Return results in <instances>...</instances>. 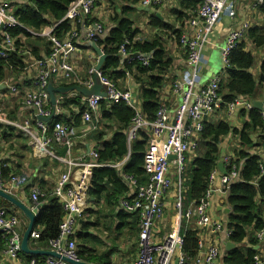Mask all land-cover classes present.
Returning a JSON list of instances; mask_svg holds the SVG:
<instances>
[{"label": "built area", "instance_id": "built-area-1", "mask_svg": "<svg viewBox=\"0 0 264 264\" xmlns=\"http://www.w3.org/2000/svg\"><path fill=\"white\" fill-rule=\"evenodd\" d=\"M98 0H73L68 7L65 17L55 24V28L63 21H85L92 13ZM165 0H142V5L147 7L157 6ZM262 3L263 0H258ZM198 11L189 19V24L193 29L192 33H183L180 37V44L188 54L191 72L184 79L185 85L175 82L174 91L180 95V103L174 113L165 102H160L156 117L153 121L146 118L143 112L134 104L132 91L120 89L102 71L92 66L88 71V77L81 82L87 89H92L95 85V75L104 86L106 96L94 94L83 96V103L86 105L83 112L85 121L90 122L92 113L101 105V101L109 103L126 102L135 112L131 126L128 130V145L136 140L142 131L150 129L147 151L145 154V170L149 174V180L141 184L133 175L124 172L121 176L134 188V196L123 197L120 207L128 212H139V253L130 264H174L178 259L179 264H186V255L183 252L184 239L177 232L164 237L161 243L153 242V226L157 217L163 213L162 199L170 193L172 188L177 190L176 207L180 211L183 204L182 178L187 167L188 153L197 147L198 140L204 130L205 117L212 112L219 110L224 105V100L220 94V84L223 80L221 75H216L210 81L195 91V85L199 80L202 69L204 55L203 50L209 42V35L213 28L222 20L226 14L233 11L232 0H201ZM54 27L35 31L25 26L14 14L8 0H0V57L8 58L14 53L22 54L16 39L8 32L10 28H22L35 37H46L51 43V51L47 56L41 58L32 57V67L35 75L30 78L33 88L28 89L23 104L34 110L33 120L24 119L13 121L2 115L3 107L0 97V123L13 126L32 138V144L39 154H45L53 143L67 146L68 156L71 148L75 145V127L73 125L55 122L50 132L49 122L40 120L38 117H50L53 107L49 105L50 94L48 87L54 75L62 74L66 78L75 75V68L70 61L72 54L76 50V42L81 39L79 32L72 29L64 37L55 34ZM105 29L102 24H96L82 37L85 42H99ZM244 28L230 30L226 44L223 48L224 69L230 66L229 56L231 51L241 42L245 32ZM104 37V36H103ZM130 39L126 38L119 48V53L128 64L141 62L148 66L152 55L144 52H134L129 48ZM12 91H16V85L11 86ZM228 109L233 112L237 107L246 110L254 109L253 102L245 97L235 98L227 104ZM261 117L264 121V109ZM54 151V150H53ZM52 153V152H51ZM66 153V154H67ZM56 154V153H55ZM93 160H87L84 156L77 159H70L68 156L62 159L66 164L64 172L55 185L53 194L63 205L65 215L59 226V236L51 240L48 250H55L62 255L78 260L76 226L82 218L87 207L88 192L92 185V170L101 167L104 163L98 162V150L93 149L89 153ZM57 155V154H56ZM175 155L174 159H170ZM130 155L123 160L124 164ZM225 167H229L230 172L226 174L216 169L212 171L209 178L208 189L199 203L189 210L188 216H197L199 230L210 229L212 232L225 230L224 224L214 219L210 214L213 193L217 184L221 190H228L230 183L239 177L237 165L233 163L231 156L224 157ZM119 163V162H118ZM114 166H119L117 163ZM112 166V167H114ZM116 168V167H115ZM118 169V168H117ZM172 169L174 172H172ZM264 172V165H261ZM177 175L179 184L174 182V175ZM29 181L27 175H13L9 180V190L7 189L5 178L0 171V189L13 193L23 189ZM42 193L37 187L31 190V200L33 209H36ZM21 221L16 216H7L0 208V234L5 239L4 254L16 258L22 252L23 230ZM226 237L231 235V231H226ZM35 239L39 238V232L32 234ZM31 236V237H32ZM67 237L65 247H61V241ZM258 241H264V229L258 230L256 234ZM198 255L195 264H217L221 256L219 244H210L205 247L203 237H199ZM29 264H68L62 258L46 256L43 262L33 258ZM254 264H264V254L254 255Z\"/></svg>", "mask_w": 264, "mask_h": 264}, {"label": "trees", "instance_id": "trees-1", "mask_svg": "<svg viewBox=\"0 0 264 264\" xmlns=\"http://www.w3.org/2000/svg\"><path fill=\"white\" fill-rule=\"evenodd\" d=\"M72 1L73 0H16L14 14L28 28L35 31H42L45 27L62 20ZM126 1L137 4L142 0ZM178 1L182 10L178 11L177 18L182 22L198 11L201 2V0ZM151 24L154 28L159 30L161 28H171L177 41L180 42L182 30L173 29L170 27V24L161 21L156 15L153 16ZM72 29L73 26L70 21H63L54 29V32L57 36L64 37ZM8 32L16 39L19 48H22V46L27 43H41L46 46V52H49L50 41H48L46 37H35L22 28H10ZM134 35H136V31L132 29V22L127 18H121L117 26L113 27L108 35H104V39H99L97 45L102 47L107 55L103 73L115 82L118 78L124 76L123 73L126 69L133 71V68L136 67L137 74L139 75L138 81H141V83L144 81L146 82L141 92L143 99L142 111L148 120L153 121L156 117V112L161 100L160 91L165 84L167 76V73L164 72L170 67L171 61L164 59L166 52L165 48L160 43V39L154 38L150 42H132L130 45L133 51H140L152 55V59L148 66L139 62L133 64L123 62L119 53V48L126 38L133 40ZM249 35L257 46L264 45V32L251 30ZM35 54L37 55L35 58L42 57L39 56L38 49H36ZM229 62L230 66L227 68L228 77H225L220 84L219 92L225 102L222 108H226L229 102H232L235 98L240 96H254L259 85V82L250 72L255 62L254 55L252 52L246 50L244 42H240L231 51ZM25 67L26 62L20 53H14L8 58L0 57V84L5 83L11 76H14V81H16V75ZM260 80L264 82V63L261 66ZM15 83H17L19 87H24L28 84L33 85L30 81H16ZM73 103L80 105L81 112L77 113L73 111L74 118L73 121L70 122L68 120L64 121L62 115L56 116L48 123L50 132L52 131L53 124L57 121L73 126H80L83 124L82 114L85 111V104H83L81 99L65 97L61 100L60 106L66 108ZM101 110L103 112V118L107 119V123H105L106 126L104 130L93 131L95 139L103 140V146L98 151V162H121L129 155L128 130L135 112L126 102L114 103L109 107L108 101L106 100L101 101ZM241 112L246 114L245 110ZM248 116L252 121V131L263 129L264 121L259 110H250ZM106 128L112 129V137L110 139L104 138L107 132ZM0 131L2 132V136L8 139V141L11 139L9 136H14L16 138L20 137L28 141L27 136L24 135L25 133L13 126L0 123ZM231 131L232 127L227 120H222L217 123L205 122L197 155L188 163L182 178L183 216H185L192 205H197L201 198L204 197L208 189L211 173L218 169V162L221 158L220 145ZM149 133L150 129L147 128L145 131H142L141 136L132 143L131 154L124 166V172L133 174L141 184L149 180V174L145 170V154L147 151ZM251 133V131H242L241 142L243 145L248 147L254 145ZM52 148L57 155H66L67 146L53 143ZM234 157L239 177L230 183L227 190V199L230 204L228 225L229 228L233 230L230 239L238 244L239 247L225 253L222 260L223 264H254V255L257 252L255 246L258 243L253 236V232L255 230L264 229V172L261 170V165H264V157L261 154H251L245 150H239L235 153ZM44 162L46 164L47 161L45 160ZM227 169L228 172H230L229 167ZM0 171L5 180H10L15 174L25 175L14 170L7 160H0ZM33 186H35L34 181L29 179L25 186L26 189L28 190ZM37 188L42 193L39 199L42 206L37 213L34 231H38L40 236L38 239L32 236L30 245L33 247L41 246L46 248L50 246L51 240L59 236V226L63 220L65 211L63 205L54 194L46 197L47 193L44 192L42 183H39ZM127 192H130V187L126 185L120 172L115 167L94 168L92 185L88 192V203L90 206L87 204L82 216L83 222L80 223L81 228L74 237L77 242V254L79 259L89 263L112 264L111 255L115 251L114 248L111 247L110 249H106V251L98 252L96 250L97 242L99 241L98 234L89 232L92 227L100 223L98 218L96 222H92L90 219L92 216H98L100 214L103 210V202H105L104 208H107L111 215H115L120 219V224L117 227L118 231L124 226L129 227L131 229L129 230L130 232L137 231L139 246V214H129L128 211L117 209L121 197H125ZM29 197L31 200V192ZM49 197L50 200L44 202V199H48ZM0 201H4L9 206H12L11 203L5 201L1 197ZM91 204L95 205L98 209ZM18 212L19 208H13L11 211L6 210L5 215L15 216L14 214ZM27 226L25 225L24 228L22 227L23 232ZM108 230L112 231L111 228ZM183 232V252L186 255V259H194L195 261L198 255L199 230L183 229ZM247 238L248 241L252 243L251 246H240ZM0 245L4 251L5 239L1 234ZM138 253L139 247H137L136 257ZM19 256L24 257L27 264H29L33 258H36L39 262H43L46 258V256H32L24 254L23 252H20Z\"/></svg>", "mask_w": 264, "mask_h": 264}, {"label": "crops", "instance_id": "crops-1", "mask_svg": "<svg viewBox=\"0 0 264 264\" xmlns=\"http://www.w3.org/2000/svg\"><path fill=\"white\" fill-rule=\"evenodd\" d=\"M11 6L12 11L16 9L15 2L16 0H8ZM116 0H98L95 8L93 9L91 15L85 21H70L72 23L73 29H76L81 39L76 42V50L72 54L70 61L75 68V75L66 78L62 74L54 75L51 78L50 84L54 87H67L72 85L83 86L81 82H83L88 77V71L92 66H97L99 63L100 56L96 53L93 46L90 44L93 41L85 42L82 40V37L87 34L90 28L94 27L96 24H102L104 26V33L101 38L104 39V35L109 33V31L117 26L119 20L129 19L132 22V29L136 31V35H134L133 40L130 39V45L133 42L141 43V42H150L154 38L160 39V43L165 48V60H170V67L164 72L167 73L165 84L160 91V102H165L170 111L174 113L176 108L180 103V95L176 94L174 91L175 82L182 83L185 85L184 79L191 72V66L188 60V54L185 48L177 41L175 35L173 34V30L169 27L161 28L160 30L154 28L151 24V20L153 16H158L161 21L170 24V27L173 29L182 30L183 33H192L193 29L189 24V19H185L183 22L177 18L178 11H181L182 8L179 4L178 0H165L163 4L147 7L142 5V1L137 4L130 3L126 0H118L117 4ZM233 1V11L230 14H226L222 17V20L216 24L213 28L212 32L209 35V42L206 44L203 50L204 60L201 72L199 74V80L195 85V91L201 89L202 86L206 85L210 79L216 75H221L224 78L228 77L227 69H224L223 63V48L226 44L227 36L230 30L244 28V36L241 42H244L246 45V50L250 51L254 55V65L250 69V72L259 82L258 90L254 96H246L245 98L253 102V100H264V82L260 80L261 77V66L264 63V45L257 46L254 40L250 37L251 30H257L258 32H264V5L263 2L259 3L258 0H232ZM114 4V9L110 8V4ZM126 7V8H125ZM192 16V15H191ZM121 17V18H119ZM57 23V22H56ZM49 25L44 29L52 28L55 24ZM55 29V27H54ZM54 31V30H53ZM129 45V48H130ZM25 46V47H24ZM22 46V56L24 57V61L26 62V67L20 71L19 74L16 75V81H31L36 71L32 67V57H37L36 49L39 50V56L44 57L47 56L51 50V43L49 52L47 51L46 46L41 43H27ZM102 48V47H101ZM131 49V48H130ZM103 50V48H102ZM132 50V49H131ZM104 52V50H103ZM140 52V51H134ZM105 54V52H104ZM123 62L124 59L122 58ZM106 61V59H105ZM105 63V62H104ZM136 63V62H134ZM141 63V62H139ZM133 64V63H131ZM104 67V64H103ZM103 67L101 70L103 72ZM124 76L118 78L114 83L122 90L132 91L134 104L142 111V89L143 86L146 85L144 81H138L139 75L137 74L136 67L133 68V71H129L126 69L124 71ZM15 75V74H14ZM109 78V77H108ZM110 79V78H109ZM14 76L9 78V82L13 83ZM7 82V86H0V97L3 110L10 109L8 111L10 120H18L22 121L24 119L33 120L34 110L22 103L24 93L27 92L28 89L33 88V85L28 84L24 87L20 86L16 91H12L11 84ZM22 88V89H21ZM105 90V89H104ZM82 93L77 92L76 90L67 92V93H57V113L56 116L62 115L64 121H73L74 114L73 111L80 113L81 108L79 104H70L66 108H62L60 106L61 100L66 98H78L83 101ZM84 104V103H83ZM109 107L114 103H109ZM49 105L52 106L51 100H49ZM86 108V105H85ZM255 109V108H254ZM245 110L246 114H243L241 111ZM250 110H246L243 107H237L235 111L231 112L228 107L221 108L212 112L211 114L205 117V122L217 123L222 120H227L228 123L232 127V131L229 135H227L223 142L220 145L221 148V157L231 156L233 163L235 164V153L239 150H245L246 152H250L251 154H261L264 157V127L263 129H258L252 131V121L248 116V112ZM55 116V117H56ZM8 118V117H7ZM82 122L83 124L75 127L74 141L75 145L70 150V155L68 153L66 155H56L52 146L49 147L50 152H46L45 154H39L36 147L32 144L31 141L23 140L18 137H10L5 139L2 136V132L0 131V160H7L10 163V166L14 168L19 173L25 174L29 177L30 180L34 181L35 186L42 183L44 188V192L49 195L53 194L55 185L60 179L61 174L64 172L66 168V164L62 161L63 158L68 156L70 159H77L80 156H84L87 160H93V157L89 154L93 149L99 151V149L103 146V140L95 139L93 135V131L95 130H104L107 123V119L103 118V112L101 110V105L92 113V119L90 122H87L83 118L82 114ZM264 123V122H263ZM243 130L251 131V138L254 141V145L248 147L243 145L241 142V133ZM105 139H110L112 137V129L106 128ZM24 134V133H23ZM25 135V134H24ZM202 135V133H201ZM198 140V145L196 148L192 149L187 155V165L192 159L197 155L198 146L200 143V138ZM27 136V135H25ZM141 136V135H140ZM139 136V137H140ZM149 136V135H148ZM138 137V138H139ZM28 138V136H27ZM137 138V139H138ZM29 139V138H28ZM136 139V140H137ZM135 141V140H134ZM133 141V142H134ZM132 142V143H133ZM132 145V144H131ZM129 153H131V148L129 147ZM52 152V153H51ZM47 161L46 164L44 161ZM225 163V162H224ZM119 166H114L112 163H104L101 167H116V169L120 172L122 169L124 170V162L121 161ZM218 168V167H217ZM226 169L228 167H225ZM220 171V170H219ZM228 172V169H227ZM93 174V170H92ZM8 180V179H7ZM6 181L7 189L9 190V180ZM183 180V179H182ZM236 180V179H235ZM123 181L130 187V192L126 193V196H134V188H132L124 179ZM139 181V180H138ZM174 182L179 184V179L177 175H174ZM23 188L19 191H15L13 193L8 192L9 194L15 196L19 201L25 204L28 208L33 209V203L30 200L29 194L32 190ZM125 196V197H126ZM5 201L11 203L5 198L1 197ZM123 197H121L122 199ZM228 198L227 190H221L219 184L215 187L212 204L210 207V214L214 219L219 220L224 224L225 230H221L219 232H212L210 229H201L197 225V216L192 214L188 216L189 210L193 209L195 205H192L185 216H183L182 208L179 211L176 207L177 201V190L172 188L170 193L167 194L162 199L163 205V213L161 216L157 217L154 221L153 226V242L161 243L165 236L172 234L174 232L179 231V234L184 239L183 229H197L199 230V235L204 238L205 247L207 248L210 244L217 243L221 248V256L217 262V264H223L222 255L225 254L224 243L226 241L233 242L230 237L233 234V230L229 228V212L227 208L230 209V204ZM50 197L44 199V202H48ZM89 201V195L87 199V204ZM121 201V200H120ZM103 202V200H102ZM174 202V203H173ZM12 206H9L6 202L0 201V208L5 212L6 210H13L16 207L13 203ZM92 206H95L91 204ZM13 207V208H12ZM96 207V206H95ZM105 207V202L102 203L103 210L100 212L98 216H92L90 221L96 222L97 218L100 220V223L92 227L90 229V233H97L99 241L97 242V251L102 252L106 251V249L114 248V252L111 255L112 264H130L135 258L138 247V233L137 231L130 232L129 227L124 226L118 231L117 227L120 224V219L115 215H111L107 208ZM96 209H98L96 207ZM117 209L123 210L120 207ZM177 210V211H176ZM129 214L138 213L139 212H128ZM264 214V213H263ZM21 221V229L22 227L28 225L29 220L23 213L21 209L17 214ZM76 226L77 234L80 230V223ZM139 222V221H138ZM111 228L112 231L108 229ZM137 230V229H134ZM226 231H231V235L226 237ZM257 231L253 232V236L257 241V245L255 249L257 253L264 254V241H258L256 239ZM235 243V242H233ZM236 244V243H235ZM252 243L248 241V238L244 240V242L240 245L242 247H249ZM32 248L44 249L48 250L49 246L43 248L41 246H36ZM237 247L239 245L237 244ZM229 251H226V253ZM177 260V259H176ZM175 260V261H176ZM174 261V264H175ZM0 264H27V261L24 257L18 256L16 258H12L6 256L2 250V246L0 245ZM97 264V263H92ZM186 264H195L194 259L189 260L186 259Z\"/></svg>", "mask_w": 264, "mask_h": 264}, {"label": "water", "instance_id": "water-1", "mask_svg": "<svg viewBox=\"0 0 264 264\" xmlns=\"http://www.w3.org/2000/svg\"><path fill=\"white\" fill-rule=\"evenodd\" d=\"M263 5H264V0H263ZM90 44L93 46L96 53L100 56L99 63L96 66V69L101 70L103 67V64L105 62V59L107 58V55L104 54L102 48L99 45H97V43L91 42ZM95 80H96L95 85L93 86L92 89H87V88L79 86V85H72V86L58 87L57 88V87H54L52 84H50L48 87V91L50 94V100H51V104L53 107L52 115L50 117H38V118L40 120H43L46 122H50L51 120H53L55 118L56 113H57V93L58 92L67 93V92L76 90L77 92L82 93L85 96H91L94 94H99V95H102L105 97L106 92L104 91V86L99 82L97 75H95ZM253 105H254L255 109L262 111L264 109V100H261V101L253 100ZM130 154L131 153H129V155ZM174 158H175V155L170 156L171 160ZM218 169L224 174L227 173V169L225 168V163H224V157L220 158V160L218 162ZM0 197L5 198L6 200L13 203L16 207L21 209L23 211V213L25 214V216L29 220L28 226L23 232L22 252L24 254L32 255V256H52V257H56V258H62L63 260L67 261L68 264H92V263L83 261L81 259L75 260L73 258H69V257L62 255L61 253H59L55 250H44V249L32 248L30 245V239H31V236L34 232V226H35V220L37 217V213H38L39 209L41 208L42 204H40L36 209L28 208L25 204H23L21 201H19L15 196H13V195L9 194L8 192L1 190V189H0ZM227 210H228V212H230L229 208H227ZM66 241H67V237H64L61 241V247L62 248L65 247ZM223 245H224L225 253H226V251H231L232 249L237 248V244H235L231 241H226ZM223 255H222V257H223ZM175 264H179L178 259L175 261Z\"/></svg>", "mask_w": 264, "mask_h": 264}, {"label": "rangeland", "instance_id": "rangeland-1", "mask_svg": "<svg viewBox=\"0 0 264 264\" xmlns=\"http://www.w3.org/2000/svg\"><path fill=\"white\" fill-rule=\"evenodd\" d=\"M115 3L119 4V3H118V0H116ZM119 5H120V4H119ZM110 8L114 9V4H113V3L110 4ZM7 82H9V79H7V81H6L5 83L0 84V86H1V85L7 86V85H6ZM15 82H16V81H13V83H10V82H9V83H10L12 86H13V85H16V87L19 88V86H18L17 83H15ZM21 89H22V88H21ZM25 94H26V92L24 93V97H25ZM24 97H23V100H24ZM22 102H23V101H22ZM8 111H11V110H10V109H7V110L4 109L2 115L5 116V117L10 118V116H9V114H8V113H9ZM10 119H11V118H10ZM15 121H16V120H15ZM28 138H29V139H28L29 141L32 140V138H31L30 136H28ZM134 142H135V141H134ZM172 172H174L173 169H172ZM173 203H174V202H173ZM176 211H177V210H176ZM81 220H82V218H80L78 222H81Z\"/></svg>", "mask_w": 264, "mask_h": 264}, {"label": "bare ground", "instance_id": "bare-ground-1", "mask_svg": "<svg viewBox=\"0 0 264 264\" xmlns=\"http://www.w3.org/2000/svg\"><path fill=\"white\" fill-rule=\"evenodd\" d=\"M201 4V3H200Z\"/></svg>", "mask_w": 264, "mask_h": 264}]
</instances>
